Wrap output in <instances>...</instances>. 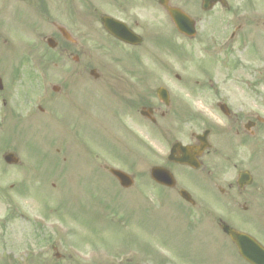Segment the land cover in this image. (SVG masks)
Masks as SVG:
<instances>
[{
    "label": "rangeland",
    "instance_id": "374dc122",
    "mask_svg": "<svg viewBox=\"0 0 264 264\" xmlns=\"http://www.w3.org/2000/svg\"><path fill=\"white\" fill-rule=\"evenodd\" d=\"M236 1L231 0L230 4ZM251 4L252 8L264 12V0H252ZM249 17L256 18L229 16L225 30L220 22L221 17L214 16L213 24L218 18V25L210 26L206 31H197L192 39H185L165 29L162 30L163 32L160 30L155 33L143 32L146 42L142 46L124 47L122 51L115 45L95 43L93 35L94 43L85 44L81 48L87 59L82 60L79 71L82 72V79L87 77L90 79L87 73L94 67L99 71H108L118 79L133 81L132 72L138 73L142 68L141 61L137 65L133 61L134 57L140 58L135 54L138 53L141 54V58L143 57V67H146L149 74L150 87L157 86L156 77L162 73H170L172 76L176 73L182 78L180 82L172 83V87L193 108L192 112L197 111L196 114L200 119L222 118L214 107V102L217 101H225L234 109H241L242 113L254 111L264 117V28L260 25L257 27L252 23L248 24ZM260 18L263 19L264 16ZM238 23L240 27L236 30V37L228 45V51L231 49L232 51L221 54L218 48L219 41L226 38ZM9 33L13 34L14 39L6 37L10 41L8 44H2L0 38V76L3 82L0 99L6 101L4 108L1 107L0 102V225L4 223L3 217L9 216L10 213L16 215V220L6 224L5 233L3 228L0 230V247L3 249L0 252V264L5 260H8L9 264H31V256L27 253H30L31 248H38L37 246H41L45 241V239L38 240L32 246L31 229L33 224L43 223L44 216L64 222L65 224H62L68 230L65 239L82 250L79 251L81 255L72 254V256L68 248L62 246V251L66 254V264L100 262L140 264L133 256L134 251L128 249H134L138 253L143 252L145 257L143 264H166L159 260L163 259V254L168 249L170 255L168 264H240V260L232 255L221 235L211 225L215 226L214 222L220 218L230 222L229 224L233 223L238 228L247 229L244 224L252 226L254 222L259 224L261 230L264 229V223L258 218V213L252 211L259 200L264 199V153H257L264 147V131L259 136L247 138V141L244 138L246 146L241 147V153L237 157L242 165L238 168L251 169L253 182L250 187L246 186L240 190L233 186L227 191L226 184L228 181H233L235 170L231 169L224 175L221 174L222 160L220 157L218 159L213 157L212 165L210 164L209 167L213 169L216 178L213 179L212 184L225 189L223 194L211 184L212 193L197 191L196 185L189 183L186 171L178 168L175 169L178 181L195 191L198 197V205L195 208L178 210L176 204H171L169 208L164 205L147 207L144 203L139 204L140 198H133L137 189L133 188L125 195L124 191L113 185V181L106 173L99 170L94 173L91 165L84 163L79 141L85 140L89 134L95 135L96 148L102 159L100 162L108 165L107 161L110 160L115 165H119V161L112 158L117 155V149H123L125 145L131 147L134 153L136 143L139 138L142 139V133L136 132V128L133 127L130 135H127L122 133L117 125L110 124L111 131L106 134L109 129L104 128V125L109 124L106 120L111 121L108 113L105 117H101L102 122L95 128L92 127L94 121L91 120L95 117L91 114L70 124L62 120L66 107L79 108L78 104L81 103L78 102V98L80 95L83 96L82 91L90 95L94 94L93 88L96 92H104L105 97L101 102L104 105L109 104V108L114 103L111 94L115 92L103 88L104 91L85 79L83 84L86 87L72 88L74 90L71 89L69 93V97L74 102L61 100L58 107L62 108H59V111L54 110L53 113L57 116L55 120L59 123L49 122L53 120L52 114L51 119L37 112V106L31 103L33 96L27 98L30 106L29 103L27 105L34 110L36 119L26 118L24 114L22 118L24 121L17 122L21 120L20 117L16 120L14 103L16 95L18 97L23 95L22 87L28 85L26 80L29 75L28 69L33 73L31 79H34L35 93L42 88L43 82L60 83V71L50 63H36L30 65L27 70L25 64L19 65L21 69L18 70L17 56L30 54V47L22 45L19 48L16 43L18 40L16 30ZM151 35H155V40L160 39L158 44L149 42ZM165 37L171 41H167ZM212 45L214 48H211ZM256 52L258 55L255 54ZM100 61L106 66L101 65ZM71 68L72 64L68 62L67 70L63 73L68 81L73 72ZM95 98L98 99L99 95ZM86 103L95 105L87 100ZM18 108L22 112L26 109V107L21 109L19 105ZM22 112H18L17 115L20 116ZM68 118L66 115V119ZM190 120L186 127L181 128L180 133L183 134L185 130L197 131L203 126V121L197 124L200 120ZM116 136L120 137V140ZM86 144H89L88 140ZM63 147H66V151H63ZM6 151L18 155L20 164L6 165L1 159L2 153ZM60 151L67 155L65 162L62 160L64 154H60ZM253 154H256L254 159H252ZM144 162H146L145 158L138 153L130 158L129 164H132L133 168L140 169L146 167ZM53 183L55 187L52 186ZM259 190L261 195L254 194V192L259 193ZM244 203L250 211H242ZM255 213L257 219L253 218L249 221L244 218ZM237 215L243 217L239 218ZM186 217L189 221L190 217L191 221L196 222L191 225L189 232L186 231L188 229L184 224ZM172 222L175 227L172 226ZM52 223L53 229L60 226L55 221ZM190 239L193 242V250L189 248ZM93 246L97 248L94 253L90 252L94 249ZM103 249L112 250L113 253ZM128 257L130 259L125 260ZM20 258H22L21 262H19ZM114 259L118 262H107ZM137 259L142 262L139 257Z\"/></svg>",
    "mask_w": 264,
    "mask_h": 264
},
{
    "label": "flooded vegetation",
    "instance_id": "af4514ba",
    "mask_svg": "<svg viewBox=\"0 0 264 264\" xmlns=\"http://www.w3.org/2000/svg\"><path fill=\"white\" fill-rule=\"evenodd\" d=\"M231 0H0V38L2 44H8L10 41L6 38L11 39L13 36L9 31L16 30L18 40L16 43L21 48L22 45L30 47L29 53L21 56H17L16 64L18 63V70L21 68L19 65H24L25 70L30 68V65L49 64L53 65L60 71V83L52 84L43 82L42 88L36 93L33 92V73L28 69L29 75L26 80L28 85L23 88V95L18 97L16 95V120L20 117L21 121L24 120L23 115L26 114V118L32 117L36 119L31 108L28 107L29 97H32V104L37 106V112L46 115L51 123H59L55 120L57 117L53 112L54 110L59 111V102H74L69 97L72 88H84L83 81L86 79L89 83L94 86H99L102 89H108L114 94L111 96L114 99L113 105L109 108V104H103L104 92H96L93 88V95H90L86 91H82L83 96L80 95L78 98L79 108H67L63 111L62 120L70 124L75 120L82 119L85 115H93L95 118L91 119L94 121L92 127H98L102 122L101 117H105L108 113V117L111 121H107L108 126L104 125V128L109 130L106 134H109L112 127L110 124H115L118 128H121L122 133L130 135L133 127L136 128V132L142 133V139L139 138L136 143L134 153L131 147L123 146V149L119 150L117 160L119 161L118 169L128 174L132 178V185L124 189L120 187L117 180L108 175L107 164L102 161L97 151V137L93 134L86 136L85 140L80 139L79 149L82 152V159L84 163L91 165L93 172L102 171L107 173L111 178L114 185L120 187L121 191L128 194L127 191L135 188L137 189L136 195L133 198H140L139 204H146L149 206H163L167 208L171 204H176L178 210L180 208H195L198 205V197L195 191L182 185L175 173V169L182 168L186 171L190 184L194 186L197 191H206L209 193L213 192V187H217L219 193L223 194L225 189L220 188L217 185H213L212 181L214 178V171L209 165H212V159L218 157L221 158L223 167L220 171L221 174H225L231 169L235 170L233 181H228L226 187L228 190L235 186L237 189H243L244 187L251 186L253 177L250 170L242 167L241 162L237 160V157L241 153V147L244 145V138L259 136L264 131V117L257 113L248 112L242 113L241 109H234L230 104L224 101V107L221 108L215 104L216 108L221 112L222 118L212 119L205 117L207 120L200 119L197 111H191L193 108L182 99L181 95L176 92V89L172 87V83L180 82L182 78L178 74L162 73L156 79L158 80L157 86H149V74L143 67V57L141 54L140 58L134 57L133 61L136 65L141 61V71L132 72L131 78L133 81H126V79L116 78L114 74L106 71H99L94 68V72L88 71L90 79L83 78L82 72L79 71L80 63L84 59V52L81 48L85 44L95 43L113 45L118 43L128 48H138L146 42V36H143V32H156L158 30H168L176 33L171 18L168 15L167 7L177 8L189 16L194 21V27L196 31H206L208 27L218 25V18L221 17L220 22L222 27L225 28L229 23V16H255L253 20L254 25L257 27L264 28V18L260 17L264 12H259L256 8H252V0H235L236 3L230 4ZM218 17L216 23L213 24V17ZM105 17H111L114 20L123 23L128 29L136 33L142 38L141 44L131 46L125 44L112 35H110L103 25L102 20ZM16 22V27H15ZM260 25V26H259ZM240 27V23L236 24V30ZM262 29V28H261ZM263 30V29H262ZM93 34H90L92 33ZM141 32V33H139ZM178 33V32H177ZM236 31H232L228 34L227 39L222 40L221 48L228 46L229 42L234 41ZM94 35V37H93ZM182 37H184L182 35ZM12 38L11 40H13ZM149 42H155V36L151 35ZM175 42V40L173 41ZM221 42V40L219 41ZM218 43V41H217ZM211 48H214L213 45ZM232 50V49H231ZM140 59V60H139ZM69 64H72L71 78L68 81L64 74ZM90 62V61H89ZM99 62V61H98ZM100 64L106 66L103 61ZM60 66V68H59ZM92 69V68H91ZM17 70V71H18ZM24 70V69H22ZM21 70V71H22ZM31 72V73H30ZM19 75V71H18ZM18 77V76H17ZM17 79V78H16ZM209 79V78H208ZM99 81V82H98ZM78 85L77 87H74ZM0 86H3V82L0 76ZM89 86V85H87ZM72 89V90H74ZM103 89V90H104ZM3 88L0 89V93ZM190 90V89H189ZM105 91V90H104ZM158 91L163 93V96L158 94ZM99 95V98L95 97ZM27 98H29L27 100ZM86 100L95 105L86 103ZM1 107L4 108L6 105L5 99H0ZM49 102L50 105H47ZM83 102V103H82ZM19 107L26 109L22 112L19 111ZM223 105V104H222ZM233 109H231V107ZM50 106L52 108H50ZM94 106V107H93ZM56 107V108H55ZM75 108V109H74ZM86 109L88 112H86ZM18 112H22L17 115ZM68 115V119H66ZM190 119L200 120L197 124L204 123L203 126L195 131L188 130L182 134L180 133L181 128L186 127ZM25 121H27L25 119ZM206 131V133H204ZM180 133V135H179ZM117 137V136H116ZM120 140V137H117ZM88 140L89 144H86ZM145 140V141H144ZM85 143V144H84ZM180 143L185 146V150L176 151V153L169 158V150L172 144ZM250 143V142H249ZM92 147V148H91ZM63 151H66V147H63ZM62 160H67L66 153ZM59 153L58 150H56ZM140 153L146 162L143 168H133L132 164H129L130 158L135 154ZM257 153H264V147L257 151ZM256 153V154H257ZM253 154L252 159L256 156ZM177 157H194L196 168H192L187 164L176 162ZM17 158V157H16ZM94 160V161H93ZM20 164V158H18V164ZM253 162L251 161V167ZM152 167H159V171L166 172L165 183L169 182L170 185H164L156 181L151 175L150 171ZM249 167V166H248ZM238 168V169H236ZM169 174H168V173ZM245 173V174H244ZM219 174V173H218ZM216 173V175H218ZM244 175H248L250 178V184L242 188L237 185L238 179H242ZM211 184V186H210ZM210 188V189H209ZM180 189H184L194 200V204L185 200L179 195ZM254 194H260L254 192ZM228 195V194H227ZM249 202V200H248ZM242 205V211H250L247 205ZM164 207V208H166ZM177 210V211H178ZM252 211L258 213V218L264 223V199L259 200L256 208ZM252 214L251 216H244L246 220L252 221L253 218L257 219V216ZM242 218V215H237ZM168 218V216H166ZM13 217H7L6 220H10ZM187 219L184 218V220ZM187 219L184 224L190 231L191 225L195 222ZM53 220V219H50ZM54 221H59L55 218ZM159 221V220H158ZM175 220H173L174 222ZM222 219L217 218L214 222L215 226L211 225L219 235H221L223 241L230 247L232 254L236 253L237 250L229 238L221 230ZM10 222V221H5ZM53 222V221H50ZM172 222V223H173ZM227 222V221H226ZM63 223V222H62ZM175 223V222H174ZM174 223L172 224L173 227ZM228 223V222H227ZM230 223V222H229ZM228 223V224H229ZM234 229L248 234L254 238L260 245L264 247V229L261 230L258 223H254L252 226L244 224L243 228H238L233 223L229 224ZM185 228V229H186ZM63 227L58 226L55 230H45L44 227L37 224H33L31 234L39 239L47 241L50 253L39 256L35 259L34 264H66L65 253L62 251V246L68 247V242H65L64 234L62 233ZM45 230V231H44ZM175 235V230H173ZM66 244H64V243ZM189 248L193 250V242L189 240ZM72 244V243H69ZM73 245V244H72ZM75 246V245H74ZM169 253V249L163 254L164 262L165 254ZM143 258L139 260L140 264H143L145 259L143 252H140ZM68 255V254H67ZM147 258V257H146ZM130 259L129 257L126 258ZM128 262V261H126ZM157 263V262H156ZM167 264V263H166Z\"/></svg>",
    "mask_w": 264,
    "mask_h": 264
},
{
    "label": "water",
    "instance_id": "95a60500",
    "mask_svg": "<svg viewBox=\"0 0 264 264\" xmlns=\"http://www.w3.org/2000/svg\"><path fill=\"white\" fill-rule=\"evenodd\" d=\"M171 17L174 20V23L177 29L184 34L191 35L194 33L192 22L180 11L172 9L169 11ZM112 33L117 37L122 39H127L129 41H138L136 37L130 35L129 32L123 30H112ZM4 160L6 163H16V158L8 153L4 155ZM188 162V160H186ZM111 173L114 174L122 186H128L130 183L129 178L119 170L110 169ZM152 176L160 182L165 183V180L161 178V174L158 171L152 170ZM161 176V177H160ZM248 175H244L241 179V183L249 182ZM168 184V183H167ZM186 197V196H185ZM223 231H225L230 238L236 243L240 253L252 264H264V248L260 246L253 238L250 236L237 232L226 224L222 225Z\"/></svg>",
    "mask_w": 264,
    "mask_h": 264
}]
</instances>
